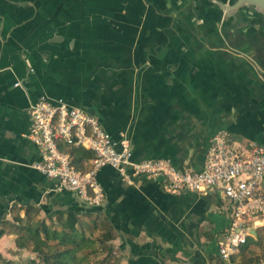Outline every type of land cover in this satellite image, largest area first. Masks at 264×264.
<instances>
[{"label":"crops","instance_id":"0c3cea01","mask_svg":"<svg viewBox=\"0 0 264 264\" xmlns=\"http://www.w3.org/2000/svg\"><path fill=\"white\" fill-rule=\"evenodd\" d=\"M234 0H0V254L24 255L20 229L74 213L107 219L118 264H227L221 190L166 193L146 177L96 174L105 199L88 212L76 194L31 167L29 107L39 96L84 110L135 162L167 159L198 171L212 137L237 152L264 145V15L226 13ZM18 83L19 86H14ZM61 149H67L61 145ZM89 157L71 156L77 170ZM73 164V163H72ZM56 227V226H55ZM97 228L96 225H93ZM245 245V246H244ZM228 264L264 262V218Z\"/></svg>","mask_w":264,"mask_h":264},{"label":"built area","instance_id":"2783aa9c","mask_svg":"<svg viewBox=\"0 0 264 264\" xmlns=\"http://www.w3.org/2000/svg\"><path fill=\"white\" fill-rule=\"evenodd\" d=\"M29 115L28 138L39 154L31 167L55 180L57 190L74 193L87 204L100 206L104 201L96 174L108 166L123 181L141 176L158 181L168 194H204L219 189L229 203V224L217 251L219 259L227 264L246 243L251 225L257 226L264 218L263 144L249 141L244 151L237 152L228 132L219 131L211 139L202 169L182 171L167 159L133 161L131 144L124 133L113 140L97 119L62 99L53 101L41 95L30 105ZM61 145L91 152V167L85 172L77 170Z\"/></svg>","mask_w":264,"mask_h":264},{"label":"trees","instance_id":"16d2710c","mask_svg":"<svg viewBox=\"0 0 264 264\" xmlns=\"http://www.w3.org/2000/svg\"><path fill=\"white\" fill-rule=\"evenodd\" d=\"M63 151L74 157H89V151L82 148L70 147ZM94 225L97 228L85 235L79 216L70 212L59 216L55 224L46 225L41 221L33 228H18L16 246L19 249L31 247L35 257L19 263L7 260L0 254V264H118L111 254V242L114 240L111 224L104 218L98 222L94 220ZM97 230L101 233L100 238L94 235ZM100 253L104 254L102 258H98Z\"/></svg>","mask_w":264,"mask_h":264},{"label":"water","instance_id":"95a60500","mask_svg":"<svg viewBox=\"0 0 264 264\" xmlns=\"http://www.w3.org/2000/svg\"><path fill=\"white\" fill-rule=\"evenodd\" d=\"M223 10L229 14H235L243 9H247L257 15H264V0H234L230 5L222 6ZM83 202V201H82ZM88 212L97 211L99 206H93L83 202Z\"/></svg>","mask_w":264,"mask_h":264},{"label":"rangeland","instance_id":"374dc122","mask_svg":"<svg viewBox=\"0 0 264 264\" xmlns=\"http://www.w3.org/2000/svg\"><path fill=\"white\" fill-rule=\"evenodd\" d=\"M83 221H82V223H83V227H82V229L84 230V232H85V235H89L92 231H93V225H94V220H92V219H89V218H85V219H82ZM99 220H96V222H98ZM55 228H58L57 226L55 227ZM94 235H95V237L96 236H99V238L101 237V233H100V231H94ZM97 238V237H96ZM23 253H24V255L23 256H21V258H19L18 260H15L16 262H19V263H21V261H22V263H24V262H26L27 260H29V259H33L35 256H34V254L32 253V250H31V247H28V248H24L23 249ZM101 255L98 257V258H102L103 256H104V254L103 253H100ZM111 254H113V257L114 256H118L117 254H114V253H111ZM14 261V262H15Z\"/></svg>","mask_w":264,"mask_h":264}]
</instances>
